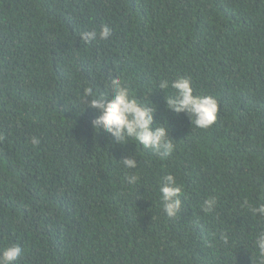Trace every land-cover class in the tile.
Wrapping results in <instances>:
<instances>
[{
    "label": "trees",
    "instance_id": "16d2710c",
    "mask_svg": "<svg viewBox=\"0 0 264 264\" xmlns=\"http://www.w3.org/2000/svg\"><path fill=\"white\" fill-rule=\"evenodd\" d=\"M104 25L110 38L81 39ZM177 77L218 101L211 127L166 109L158 82ZM113 78L155 107L170 155L93 131L83 89ZM245 199L264 204V0H0V250L21 246L17 264H264Z\"/></svg>",
    "mask_w": 264,
    "mask_h": 264
},
{
    "label": "clouds",
    "instance_id": "9594fccd",
    "mask_svg": "<svg viewBox=\"0 0 264 264\" xmlns=\"http://www.w3.org/2000/svg\"><path fill=\"white\" fill-rule=\"evenodd\" d=\"M111 34V29L104 25L98 33L96 31L82 33L81 39L88 43L96 40L97 37L108 39ZM191 85L190 77H177L172 81L161 79L157 86L163 92L169 88L172 90V94L165 98L168 111L176 114L184 113L191 127L207 129L216 122L218 101L212 96L194 94ZM82 99L86 104L85 108L94 109L99 113L91 122L93 131L107 133L112 143L122 146L130 139L136 141L143 149H150L165 157L173 152L174 142L169 138L168 128L162 124H154L155 107L149 102L142 104L138 101L119 78L110 80L107 94H97L92 87H85ZM31 143L34 146L38 145L39 139L33 137ZM118 164L125 169L137 168V160L131 155L122 158ZM126 181L129 186L136 185L139 176H127ZM159 193L164 215L168 218L177 217L182 207V186L177 183V179L171 174L165 175ZM216 204V198L209 197L204 200L202 211L210 213ZM242 207L247 208L253 216L264 219V204L253 207L245 199ZM254 246L259 256L264 259V231L257 234ZM23 253L24 249L21 246L8 245L0 250V264H17Z\"/></svg>",
    "mask_w": 264,
    "mask_h": 264
}]
</instances>
